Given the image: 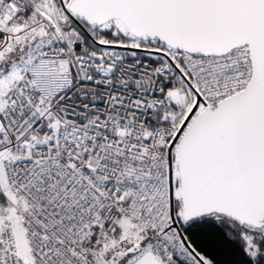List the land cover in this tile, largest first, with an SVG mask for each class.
Masks as SVG:
<instances>
[{
  "label": "snow or ice",
  "instance_id": "obj_1",
  "mask_svg": "<svg viewBox=\"0 0 264 264\" xmlns=\"http://www.w3.org/2000/svg\"><path fill=\"white\" fill-rule=\"evenodd\" d=\"M0 264H264V0H0Z\"/></svg>",
  "mask_w": 264,
  "mask_h": 264
}]
</instances>
